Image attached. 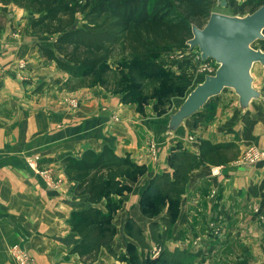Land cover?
I'll return each instance as SVG.
<instances>
[{
    "label": "crops",
    "instance_id": "1",
    "mask_svg": "<svg viewBox=\"0 0 264 264\" xmlns=\"http://www.w3.org/2000/svg\"><path fill=\"white\" fill-rule=\"evenodd\" d=\"M5 16L6 23L0 27V63L4 68L0 78V264H14L8 252L13 244L28 250L35 264H83L77 254L69 253L77 241L69 219L82 201L73 198V183L58 160L61 155L78 157L86 149L98 151L104 145L118 154L130 153L147 167L141 177L143 187L153 174L169 169L166 158L174 146L197 152L199 139L234 142L235 131L230 136L226 132L210 133L212 126L202 130L193 122L160 143L159 119L138 114L134 106L121 103V96L109 95L99 86L75 92L60 90L67 75L55 63L43 59L39 49L51 48L52 43L41 44L40 35L23 34L21 22L13 15ZM186 54L181 60L191 66L210 65L195 53ZM20 63L21 71L17 69ZM67 98H75L78 108L71 109ZM114 114L119 119L110 123ZM259 129H255V138L264 152V130ZM190 135L197 141L187 142ZM152 141L156 146H149ZM152 148L156 149L153 155ZM35 157V164H29ZM261 165L257 175L264 179ZM34 167L40 171L52 167L62 183L53 187L51 180ZM261 179L252 178L249 167L240 161L195 169L170 230L169 246L192 252L195 264H203L223 248L226 264H264ZM241 200L258 204V210L243 209L244 214L236 208ZM179 232L183 237H178ZM103 251L93 264H122Z\"/></svg>",
    "mask_w": 264,
    "mask_h": 264
},
{
    "label": "trees",
    "instance_id": "2",
    "mask_svg": "<svg viewBox=\"0 0 264 264\" xmlns=\"http://www.w3.org/2000/svg\"><path fill=\"white\" fill-rule=\"evenodd\" d=\"M228 1L232 15L239 16L264 4V0ZM215 3L216 0H0L2 7L13 6L36 15L29 25L31 34L55 37L51 48L39 49L43 59L55 63L68 76V89L75 84L77 88L100 86L118 93L130 85L145 99L155 96L163 86L182 91L191 87L190 80L165 71L155 57L176 49L187 50L191 26L202 28ZM5 22L6 16L0 13V26ZM123 52L137 56L139 65L127 71L112 70L108 62ZM127 96L121 97L122 103L131 102ZM193 122L195 127L201 125ZM238 148L232 141L207 139H199L197 152L180 145L172 147L166 158L169 169L153 174L139 194V210L148 220L146 229L129 217L123 233L131 242L126 253L120 254L113 247L116 226L112 213L117 206L109 198L126 189L127 181H137L146 172V165L134 160L130 153H116L108 145L98 151L86 149L78 157L61 155L58 160L73 183V198L82 201L71 211L69 223L77 241L69 253L77 254L83 264H93L102 250L120 262L126 256L129 264H195L186 249L168 244L187 184L192 172L203 165L232 162ZM104 200L105 209L100 206Z\"/></svg>",
    "mask_w": 264,
    "mask_h": 264
},
{
    "label": "rangeland",
    "instance_id": "3",
    "mask_svg": "<svg viewBox=\"0 0 264 264\" xmlns=\"http://www.w3.org/2000/svg\"><path fill=\"white\" fill-rule=\"evenodd\" d=\"M0 9H3L4 11V12L0 11V13L4 15L5 13L13 15L15 16L16 19H18L21 22L20 27H22L23 34L24 33L28 35L31 34L29 32V25L36 18V15L34 13L22 9H18L13 6H8L7 8H1L0 6ZM215 11L225 12L227 13V15L233 14V10H231L229 7L228 0H220V1L216 0L213 12ZM16 14H18V16H16ZM204 23L206 24V22ZM40 36L41 38L39 41L41 42V44L53 43L55 39V37L53 36H47V35H40ZM253 49H260L264 51V41L256 42L253 45ZM186 53H191V54L195 53V55L197 56L199 55L197 51L188 52L187 50L176 49L171 51L170 53L155 57V61L159 63L158 60L160 59L161 60L160 66H163V69L169 72L170 74L171 73L174 74L175 72L177 73V75H181L189 79L192 82V85L187 91H182L181 89H170L169 86H165V87L163 86L161 90L155 94V96H153L152 98L145 99L142 96H140L135 91V89L130 85H127V87L124 90L118 93H113L103 89L100 86L99 87L105 90L106 93H108L109 95H119L121 97L124 94L128 95L127 97L131 98V102L128 104L134 106L138 114L143 115L145 118L146 117L158 118L160 125H164L167 121V117L175 110L177 104L185 99L186 95L189 93L190 90L194 88L196 84L202 82L203 79L202 74L204 73L213 74L217 68L214 61H210L209 62L210 65L206 67H198L197 65L191 66L187 61L181 60L183 55ZM108 65L112 70L122 69L124 71H127L130 67L138 66L139 60L137 56H132L127 52H123L120 55L113 58L112 60H110L108 62ZM252 75L255 79L254 86L255 88L260 90L262 94V100L252 102L249 110L245 114L243 115L239 114L237 109V98L235 97L233 92L231 90H224L222 95L218 96V98H214L203 111L194 115L193 118L188 120L185 126L181 127L177 131V133L184 131L185 127L190 126L194 120L201 123L199 127L202 128V130L204 128L208 130L209 125L212 126L210 133L215 132L218 134V133L226 132V134L230 136L231 133L235 131L234 142L239 146V148H238L237 156L233 161L234 162L240 161L241 163L247 165L250 169L251 177L255 179H261L257 175V173L259 171L258 167L262 166L261 164H264V152L260 150L261 144H259V142H257V138H255L256 137L255 129L257 127V128H261L259 130H264V68H262L259 64H256L253 67ZM67 82L68 80H66L62 84L60 90L75 92L79 89H85V88H77L75 84L71 85L73 89L72 88L68 89L65 86ZM94 87H98V86H94ZM227 97H230V99ZM67 99L68 100L66 101H68L69 107H71V109L75 110L78 108L79 103L75 98H67ZM74 102L76 103V105L73 104ZM221 103L223 105L219 106V104ZM227 108H229L231 111H227ZM260 134L261 132H257V135ZM214 135L215 134H213V136ZM191 136L194 137V135ZM194 141L197 140L194 139ZM149 146L154 147L156 146V144L154 141H152V143H150ZM152 150L153 151L151 152V154L153 155L156 149L152 148ZM51 168L52 167H46L45 168L46 170H42V171L47 172V179H50L51 185L56 188L57 185L62 183L61 182L62 179L60 176H57L56 172L53 170V168L52 169ZM34 169L38 170V168H34ZM39 171L40 170H38V172ZM142 176L143 175H141L137 181L134 182L127 181L126 189H124L117 195H112L109 198V200L115 203L117 206L116 211L112 213V222L116 226V236L113 241V247L118 254L126 253L128 244L131 242V239L123 233L124 223L129 217H132L135 220H140L141 221L140 224H142L141 226L144 229H146L148 220L141 214L138 204L139 194L141 192V187L143 185V179L141 178ZM261 180H263L264 183V179ZM105 203L106 201L104 200L100 204V206L104 209H105ZM252 203L253 202H244L241 200L239 204L236 206V208H239V210H242L243 212H244L243 209H246V211H253L255 213L256 212L255 210H258V204H252ZM155 218H157V216ZM181 235L182 234L179 232L178 237H181ZM174 238L177 239L176 235L174 236ZM16 247L20 248V246L16 244H13L10 246V248H8L9 255L12 258L11 260H13L14 264L16 263L13 259L12 254ZM238 250L241 251V249ZM153 251H156V248H153ZM189 253L192 254V252ZM30 256L32 257L31 254ZM193 257H194V263H196V256L193 255ZM110 258L113 261L115 260L111 256ZM225 258H226L225 248H223L218 255L216 253V255H214L213 257L209 256L207 258V261H203V264H226ZM122 264H129V261L126 256L124 257V261H122Z\"/></svg>",
    "mask_w": 264,
    "mask_h": 264
},
{
    "label": "water",
    "instance_id": "4",
    "mask_svg": "<svg viewBox=\"0 0 264 264\" xmlns=\"http://www.w3.org/2000/svg\"><path fill=\"white\" fill-rule=\"evenodd\" d=\"M261 41H264V4L243 16L212 12L202 28L192 25L191 38L185 43L187 51H197L202 62L214 61L217 68L213 74H204L202 82L177 104L162 125L158 141L163 143L173 137L224 90L233 92L241 115L249 110L252 102L262 100L252 75L256 64L264 68V51L253 49Z\"/></svg>",
    "mask_w": 264,
    "mask_h": 264
},
{
    "label": "built area",
    "instance_id": "5",
    "mask_svg": "<svg viewBox=\"0 0 264 264\" xmlns=\"http://www.w3.org/2000/svg\"><path fill=\"white\" fill-rule=\"evenodd\" d=\"M22 68H23V65L21 63L19 65H17V69L19 71H21ZM3 72H4V68H3V66L0 63V78L3 75ZM204 74H208V73H204ZM73 104L76 105L75 102ZM117 121H118V117H117L116 114L112 115V117L109 120L110 123H116ZM194 139H195V137L190 135L188 137V139H187V142H190V143L194 142ZM37 159H38V157L29 159V164H32V163L35 164V161ZM38 173L41 174L44 177L47 176V172L46 171H39ZM12 255H13V259H14L16 264H35L33 258L30 256L29 252L26 251L25 249H23L22 247H20V248L16 247L15 250L13 251Z\"/></svg>",
    "mask_w": 264,
    "mask_h": 264
}]
</instances>
